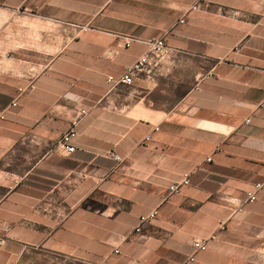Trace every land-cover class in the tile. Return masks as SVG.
Instances as JSON below:
<instances>
[{
    "label": "crops",
    "instance_id": "0c3cea01",
    "mask_svg": "<svg viewBox=\"0 0 264 264\" xmlns=\"http://www.w3.org/2000/svg\"><path fill=\"white\" fill-rule=\"evenodd\" d=\"M0 111V264H264V0H0Z\"/></svg>",
    "mask_w": 264,
    "mask_h": 264
},
{
    "label": "built area",
    "instance_id": "2783aa9c",
    "mask_svg": "<svg viewBox=\"0 0 264 264\" xmlns=\"http://www.w3.org/2000/svg\"><path fill=\"white\" fill-rule=\"evenodd\" d=\"M200 3L195 2L189 6V10H195L199 8ZM183 19H178L177 23H182ZM127 40H133L131 37H127ZM142 42L146 46L145 52L139 55L134 61L130 64L126 65L123 71L114 76L112 74H108L106 76V81L110 82L111 85H125L128 86L132 83L133 78L139 74L149 75L151 73V69L157 64L162 58L167 56L171 53L172 48L165 44L163 39L161 38H148L142 40ZM23 89H17V95L22 92ZM16 95L11 100L10 106L15 105ZM85 113L83 109L77 111V113L71 118L69 122L68 128L60 135L57 139L56 145L59 146L62 151L65 153H71L73 151V146L69 144L70 140L76 135L75 125L77 124L79 118ZM3 118V111H0V119ZM248 119H245L247 122ZM156 128H154L155 130ZM144 139H148L147 136ZM109 156L118 161L119 156L114 153H109ZM205 161H209V158H205ZM188 183V176L187 174H183L181 180L178 182L171 183L167 186L168 193H176L179 190L181 185H185ZM258 186V185H256ZM254 199L253 193L246 194L245 200L252 201ZM238 211L241 210L240 208L237 209ZM155 216V211L151 210L145 214L139 215L137 218L138 224L133 228L134 232H139V225L142 223H147L151 221ZM213 235H210L208 238H196L191 241V247L193 251H202L206 248V242L208 239H212ZM192 255L185 258V261H191ZM98 264H107L104 260L100 261Z\"/></svg>",
    "mask_w": 264,
    "mask_h": 264
}]
</instances>
